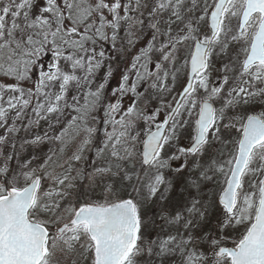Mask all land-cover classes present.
<instances>
[{
	"label": "snow or ice",
	"instance_id": "6c2138e0",
	"mask_svg": "<svg viewBox=\"0 0 264 264\" xmlns=\"http://www.w3.org/2000/svg\"><path fill=\"white\" fill-rule=\"evenodd\" d=\"M0 264H264V0H0Z\"/></svg>",
	"mask_w": 264,
	"mask_h": 264
},
{
	"label": "rangeland",
	"instance_id": "374dc122",
	"mask_svg": "<svg viewBox=\"0 0 264 264\" xmlns=\"http://www.w3.org/2000/svg\"><path fill=\"white\" fill-rule=\"evenodd\" d=\"M105 49L106 52H110V48H108V45H105ZM130 60V54L125 53L124 54V58L123 61L120 60V58L118 57L116 61H114V64H119L120 66V70L122 71L124 68L125 63ZM120 79V71H114V74L111 78H109L108 83L106 85V89H105V96L108 98H111V89L115 88L119 82ZM179 84L177 85V87L179 88ZM131 102V97H126L123 100V104L124 106H128V104ZM153 104H155V102H153ZM151 110V109H150ZM185 143L187 142L186 140L184 141ZM89 160L91 159L92 153H88L87 154ZM176 193L173 192L172 193V197L175 198L176 197ZM151 211V209H149Z\"/></svg>",
	"mask_w": 264,
	"mask_h": 264
},
{
	"label": "flooded vegetation",
	"instance_id": "af4514ba",
	"mask_svg": "<svg viewBox=\"0 0 264 264\" xmlns=\"http://www.w3.org/2000/svg\"><path fill=\"white\" fill-rule=\"evenodd\" d=\"M108 48H109V46H108Z\"/></svg>",
	"mask_w": 264,
	"mask_h": 264
}]
</instances>
